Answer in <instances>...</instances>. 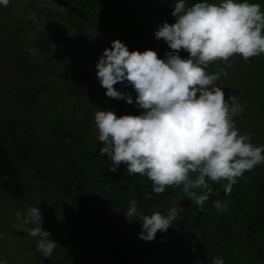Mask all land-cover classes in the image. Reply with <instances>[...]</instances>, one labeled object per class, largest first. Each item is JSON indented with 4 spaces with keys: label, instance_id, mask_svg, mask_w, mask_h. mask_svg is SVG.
<instances>
[{
    "label": "trees",
    "instance_id": "16d2710c",
    "mask_svg": "<svg viewBox=\"0 0 264 264\" xmlns=\"http://www.w3.org/2000/svg\"><path fill=\"white\" fill-rule=\"evenodd\" d=\"M48 1L68 9L53 12L41 0L0 5V264L14 258V264H212L217 256L225 264H264V211L256 197L264 192V163L240 178L230 194H225L226 182L220 183L214 201L228 200V207L211 212L209 220L182 186L154 194L146 176H129L123 164L112 172L111 160L99 156L103 144L94 113L134 115L136 107L106 96L97 69L87 67L95 47L111 48L119 39L130 51L152 49L165 58L171 49L155 32L164 22L175 23L176 0ZM197 2L220 0H186V5ZM249 2L264 10V0ZM32 12L45 16L47 24L30 19ZM73 16L86 27L79 28L76 20L73 34L55 35L56 27L68 25ZM207 71L227 72L216 84L225 97L239 98L243 117H237V125L256 146L264 142V55L248 61L236 55L230 66L218 61ZM133 199L147 215L159 211L167 216L173 207L183 211L167 232L147 242L139 238V218L129 221L125 215ZM13 201L12 210H4ZM29 207H39L42 228L57 243L51 257L37 250L38 238L22 252L19 237L14 239L20 232L12 229L23 224ZM231 210L239 211L233 222ZM18 211L23 214L19 218L12 213ZM185 224L196 228L194 239L175 234ZM25 225L28 230L36 226Z\"/></svg>",
    "mask_w": 264,
    "mask_h": 264
},
{
    "label": "clouds",
    "instance_id": "9594fccd",
    "mask_svg": "<svg viewBox=\"0 0 264 264\" xmlns=\"http://www.w3.org/2000/svg\"><path fill=\"white\" fill-rule=\"evenodd\" d=\"M9 2L0 0V5L7 7ZM172 16L175 23L164 22L155 32V38L163 39L171 49L163 59L152 49L130 51L119 39L111 48L95 47L87 67L97 69L106 96L131 105L133 97L125 89L131 86L137 94L135 114H139L117 116L112 110L94 113L98 140L103 144L99 156L111 160L112 172L123 164L129 176H146L154 194L182 186L211 220V212L221 213L228 207V200L214 201L217 187L226 182L225 194H230L240 178L248 177L264 163V145L256 146L236 127L234 117L242 110L238 98L226 99L216 84L227 72L210 74L207 69L218 61L230 66L236 55L245 61L264 55V10L249 0L197 2L190 7L186 0H176ZM78 24L79 28L86 27L79 20ZM181 51L188 57L182 58ZM256 197L264 211V192ZM182 211L173 207L167 216L159 211L147 215L133 199L125 215L129 221L139 218V238L151 242L158 232H167ZM238 213L230 211L231 222ZM43 219L39 207H29L23 223L36 225L28 235L38 238L37 250L48 258L57 243L50 239V231L42 228ZM187 227L180 225L175 234L194 239L196 228ZM212 264L225 261L217 256Z\"/></svg>",
    "mask_w": 264,
    "mask_h": 264
},
{
    "label": "rangeland",
    "instance_id": "374dc122",
    "mask_svg": "<svg viewBox=\"0 0 264 264\" xmlns=\"http://www.w3.org/2000/svg\"><path fill=\"white\" fill-rule=\"evenodd\" d=\"M41 5L42 6H47L51 11L53 12H59V13H63V12H66L67 9H68V6H65L64 3H60V2H55V1H48V0H41ZM18 8L21 10L23 8V3H20V5H18ZM29 18L32 19L33 21H37V22H40L43 27L44 25H46L47 23V20L45 16H40L38 12H32L31 14H29ZM51 19H56V17L54 16H51L50 17ZM77 20V17L76 16H73L69 19V24L68 25H62V24H59L57 27H56V31H55V35L57 34H60V35H63V36H66V35H70V34H73V31L77 28L71 26L72 23L76 22ZM86 34L89 35L91 34V30H88L86 29L85 30ZM62 49V48H61ZM10 77V75H7L4 80H7L8 78ZM3 80V81H4ZM68 86L70 88H72L71 86L73 85V76H69L68 77ZM119 84V83H118ZM118 84L115 85V87L117 88L118 90ZM27 87V85H24V89ZM127 92L130 93L133 97V105H135V97H136V93L135 91L132 89V87H128L127 89ZM61 92V91H60ZM226 99H228V97H225ZM239 100V98H238ZM64 104L68 103L69 100L68 99H64L63 100ZM241 113H239L237 116L234 117V120H235V125L236 127L238 128V130H240L239 126L237 125L236 123V119L237 117L239 116L240 118H238L237 120L241 119L243 116H240ZM239 125H241V122L239 123ZM252 141V140H251ZM261 145H264V142L262 141L259 146ZM10 161V159H9ZM16 204V201H13V202H8L7 205L4 206V210H8V211H11L12 210V207ZM14 216H16V212H12ZM23 215V214H21ZM185 229H189V227H187V225L185 224L184 225ZM13 230H19V235H15V238L14 239H17L19 237V240L17 241L18 244L20 245V250L21 252L26 250L28 248V245L29 244H32L33 242V239L32 237H30L28 235V229H27V226L25 225V223L23 224H15V226L13 227L12 231ZM20 259V257H19ZM16 261V259L14 258L13 260H11V263L10 264H14ZM8 264V263H7ZM158 264H166V262H160Z\"/></svg>",
    "mask_w": 264,
    "mask_h": 264
},
{
    "label": "flooded vegetation",
    "instance_id": "af4514ba",
    "mask_svg": "<svg viewBox=\"0 0 264 264\" xmlns=\"http://www.w3.org/2000/svg\"><path fill=\"white\" fill-rule=\"evenodd\" d=\"M134 115H139V114H134Z\"/></svg>",
    "mask_w": 264,
    "mask_h": 264
}]
</instances>
